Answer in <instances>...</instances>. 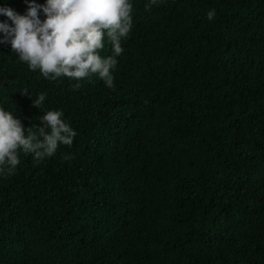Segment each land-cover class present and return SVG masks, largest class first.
<instances>
[{
    "label": "trees",
    "instance_id": "obj_1",
    "mask_svg": "<svg viewBox=\"0 0 264 264\" xmlns=\"http://www.w3.org/2000/svg\"><path fill=\"white\" fill-rule=\"evenodd\" d=\"M129 2L112 88L0 45V108L25 135L49 110L76 132L0 174V264H264V0Z\"/></svg>",
    "mask_w": 264,
    "mask_h": 264
},
{
    "label": "clouds",
    "instance_id": "obj_2",
    "mask_svg": "<svg viewBox=\"0 0 264 264\" xmlns=\"http://www.w3.org/2000/svg\"><path fill=\"white\" fill-rule=\"evenodd\" d=\"M27 11L17 14L10 7H0V45H10L11 53L31 71L39 70L49 81L61 78L81 81L96 76L112 88V70L116 57L123 53L121 39L130 32L133 5L129 0H46L41 5L25 0ZM156 0H151L154 5ZM44 19H40V13ZM215 11L207 13L212 20ZM9 21L11 23H9ZM105 34L112 45L113 56L100 55ZM76 87H79L77 83ZM46 93L32 100L41 109ZM40 123L27 135L21 121L0 108V174L11 175L20 163L18 154H33L39 162L55 155L59 145L70 146L76 132L63 119V112H44ZM35 129V131H33Z\"/></svg>",
    "mask_w": 264,
    "mask_h": 264
}]
</instances>
